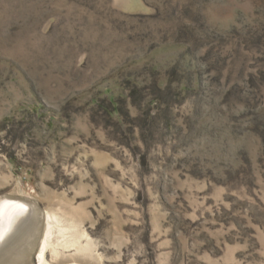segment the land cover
<instances>
[{"label":"rangeland","instance_id":"374dc122","mask_svg":"<svg viewBox=\"0 0 264 264\" xmlns=\"http://www.w3.org/2000/svg\"><path fill=\"white\" fill-rule=\"evenodd\" d=\"M0 264H264V0H0Z\"/></svg>","mask_w":264,"mask_h":264},{"label":"bare ground","instance_id":"6f19581e","mask_svg":"<svg viewBox=\"0 0 264 264\" xmlns=\"http://www.w3.org/2000/svg\"><path fill=\"white\" fill-rule=\"evenodd\" d=\"M28 206L23 202L18 200H5L0 204V244L4 242L6 235L17 229V224L20 221L21 217L27 213L29 209ZM50 225H48L47 230V239L44 242V248L39 257L40 264H45V250L50 239ZM9 235V234H8Z\"/></svg>","mask_w":264,"mask_h":264}]
</instances>
